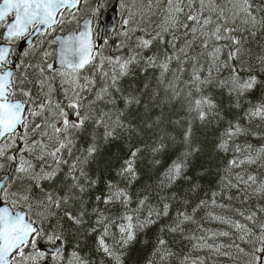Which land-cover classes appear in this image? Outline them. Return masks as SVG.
Masks as SVG:
<instances>
[{
  "label": "snow or ice",
  "instance_id": "snow-or-ice-1",
  "mask_svg": "<svg viewBox=\"0 0 264 264\" xmlns=\"http://www.w3.org/2000/svg\"><path fill=\"white\" fill-rule=\"evenodd\" d=\"M212 256L264 264V0H0V264Z\"/></svg>",
  "mask_w": 264,
  "mask_h": 264
},
{
  "label": "trees",
  "instance_id": "trees-1",
  "mask_svg": "<svg viewBox=\"0 0 264 264\" xmlns=\"http://www.w3.org/2000/svg\"><path fill=\"white\" fill-rule=\"evenodd\" d=\"M201 135H203V132H201ZM210 144H211V140H209V147H210ZM199 166V162L197 163V168ZM196 169L194 168V171ZM203 183L207 184L209 183V179L208 178H205ZM225 203H227V201H225ZM239 206V202L238 201H234L232 202L231 206L228 208V209H217L218 211H225L226 214H234L236 215V211H237V208ZM208 227H218V225H215V224H212V225H207ZM222 239H227V238H222ZM135 251V250H134ZM204 254V253H202ZM209 264H228V261L223 258V257H216V256H212L210 257L209 259Z\"/></svg>",
  "mask_w": 264,
  "mask_h": 264
},
{
  "label": "rangeland",
  "instance_id": "rangeland-1",
  "mask_svg": "<svg viewBox=\"0 0 264 264\" xmlns=\"http://www.w3.org/2000/svg\"><path fill=\"white\" fill-rule=\"evenodd\" d=\"M69 27H71V25ZM229 215H234V214H229Z\"/></svg>",
  "mask_w": 264,
  "mask_h": 264
}]
</instances>
